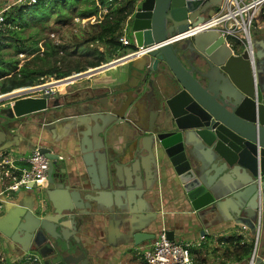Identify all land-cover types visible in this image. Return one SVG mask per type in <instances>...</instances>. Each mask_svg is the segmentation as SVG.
Returning <instances> with one entry per match:
<instances>
[{"label": "water", "instance_id": "95a60500", "mask_svg": "<svg viewBox=\"0 0 264 264\" xmlns=\"http://www.w3.org/2000/svg\"><path fill=\"white\" fill-rule=\"evenodd\" d=\"M222 1L137 0L127 24L130 38L137 46H158L141 57L125 56L124 50L127 62L111 87H90L75 104L53 103L56 94L44 92L15 98L0 108L1 154L17 146L11 141L20 136L12 133L17 128L27 133L34 116L48 115L53 124L70 121V128L89 138L80 149L93 156L90 163L103 178L101 188L120 189L122 196L121 205L107 206L97 192L83 197L85 211L61 209L49 191L66 189L69 183L82 185L81 176L76 170L62 173L58 167L64 159L57 151L47 143L36 144L49 159L45 185L36 189L32 184L27 190L33 206L23 204L21 190L15 192L16 202L5 203L10 208L0 218V224L14 219V230L25 234L23 242L29 243L25 247L12 237L14 230L10 234L11 228H0L5 237L24 252L30 242L42 248L40 264H84L83 247L46 235L44 216L39 214L48 212L70 214L75 227L90 223L85 216L92 223L107 220L121 231L127 250L138 249L156 238L148 229L157 219L150 202L141 209L134 198L146 195L157 200L154 186L163 181L199 218L224 213L229 203L231 220L254 232L259 212V241L242 264H264V56L254 51L252 42L251 51L230 46L215 29L173 38L190 25L205 22ZM56 108L63 114L52 118ZM49 119L41 121L46 124ZM122 137L134 143L133 149L109 159L108 147ZM117 163L127 165L128 178L115 173ZM44 200L51 203L49 209ZM40 231L53 241L46 237L42 245L36 243ZM166 236L174 240L172 231Z\"/></svg>", "mask_w": 264, "mask_h": 264}, {"label": "crops", "instance_id": "0c3cea01", "mask_svg": "<svg viewBox=\"0 0 264 264\" xmlns=\"http://www.w3.org/2000/svg\"><path fill=\"white\" fill-rule=\"evenodd\" d=\"M20 0H0V10L4 7H11L19 4ZM218 8H216L217 10ZM260 8L258 15L254 22V33L251 37L252 46L254 51L257 52L260 57L264 56V16H262ZM234 47V46H233ZM240 49V47H235ZM119 58L115 60L114 64L106 65L98 70L90 71L88 73L82 74L81 78L76 77L75 81H81L88 79L87 83H80L79 87H111L114 83L115 77L117 76L119 70L127 62V60ZM88 74V75H87ZM59 85V84H57ZM56 85V86H57ZM70 84H67L68 86ZM61 86V85H60ZM78 86L76 88H79ZM66 89L62 92L57 87H51L50 91L54 93H64ZM4 107V106H3ZM71 122H66L64 124L57 125L55 130L38 132L37 136L30 137L28 133L24 132V129L17 130L18 139H13L11 143H16L12 149L0 153L1 156H5L11 159H19L21 157L27 156L31 153L32 149L35 148V144H49L53 138L60 139V142L54 146L56 148L57 154L63 157V161L59 164L58 169L62 168L64 172L71 173L72 171H77L81 176V184L69 183L70 187L66 189H56L54 191H49L54 193V198L61 209L73 208L74 210H83L84 208V196L95 195L97 192L100 194V200L102 204L114 205L117 203L122 204V196L120 189H106L101 188L103 183V178L100 172L97 170L95 165H91L90 158L93 163V156L90 158L81 152L80 143H88L89 138L83 137L77 134L71 126ZM54 125V124H52ZM53 137V138H52ZM32 140L35 142L34 145H28V141ZM57 140V139H56ZM53 142V141H52ZM10 144V143H8ZM131 142L126 138H119L115 143L110 144L108 147V157L113 160L116 155L122 151L126 152L131 148ZM21 167H26V163L18 161L17 163ZM115 173L120 177L128 178L127 165L123 163L116 164ZM6 181H0V192L4 190ZM80 186L85 189L81 191ZM155 193L159 195L157 200H151V197L142 195V198H134L138 206L141 209L147 207V202H150L152 212L156 216L157 221L151 222L149 231L154 233L155 236L162 230L172 231L174 233L175 241H189V242H200L199 246L192 247L191 264H242L248 257L236 260V254L239 252L242 245L250 244L253 241V232L243 224H235L231 220V215L229 213L228 206L229 203L225 204V212H219L217 216L210 215L199 218L196 211H193L186 203L180 201L176 194L171 190L168 184L161 181L155 184ZM93 188H100V190H92ZM7 191L5 195L9 197V201L13 203L15 201L14 197L8 195ZM113 192H117L118 196H112ZM123 193H125L123 191ZM21 197L23 204L27 206H33L34 201L32 197V192L21 189ZM133 199V198H132ZM19 200V199H18ZM146 201V202H145ZM16 202V201H15ZM50 205V204H49ZM10 206H5L0 212V218L6 213V210ZM50 208V206H49ZM47 213V214H46ZM39 214L44 216V228L46 235H52L53 237H58L61 243H67L70 246H81L83 247V253L87 260H84V264H146L141 258L139 248L144 247L152 241H148L140 245L138 249L127 250V246L123 244V235L118 227L115 225H108L107 220H103L99 223L93 222L89 216H85V219L90 221V223L75 227V222L70 216L67 217L66 214L60 217L58 215H48L46 212ZM152 219V218H151ZM13 221V222H12ZM15 220L10 218L9 220H4L0 224V228L10 229V234L14 230ZM14 240L21 242L25 247H27L29 240L24 239L27 236L17 230H14L11 234ZM52 236H45L40 231L37 235L35 242L38 244H43L46 241V237L49 242L53 241ZM204 236V238H200ZM49 242H46L49 244ZM261 242L264 244V232L262 233ZM45 243V244H46ZM0 246L10 254L9 260L6 261L5 258L0 257V262L3 264H22L27 258L38 257L40 259L39 248L33 242H30L29 249L24 252L18 244H15L11 238L5 237L2 232H0ZM2 253V252H1ZM3 254V253H2ZM1 256V255H0Z\"/></svg>", "mask_w": 264, "mask_h": 264}, {"label": "trees", "instance_id": "16d2710c", "mask_svg": "<svg viewBox=\"0 0 264 264\" xmlns=\"http://www.w3.org/2000/svg\"><path fill=\"white\" fill-rule=\"evenodd\" d=\"M136 1L121 0L108 5L105 0H35L34 3H19L11 6L4 14V28L0 36V94H3L0 96L8 97L11 94L27 90L25 87L35 85L41 81V78L48 76L61 79L50 82V84L57 85L85 74L83 72L85 70L91 68L94 69L86 72L98 70L103 67V64H107L114 59L117 60V58L119 59V57L124 55L125 48H122L118 38ZM82 3L87 5L81 9L75 8ZM73 9L82 18L93 17L92 22H95V34L91 36V40L102 45L103 48L93 47V49H82L78 52L59 54V51L56 50L58 44L45 40L43 43L45 48H43L38 46L37 40H32L30 45L23 43L14 45L17 50L16 53L21 52L33 55L35 59H41V64L36 62L31 65L26 61L3 58L1 54L2 48L6 47L7 43L22 41L19 34L31 22L42 25L55 14L67 19L70 18ZM261 11L262 16H264V4ZM40 12H43L45 18L44 16L38 18ZM4 41L6 42L4 43ZM108 48H114L118 54L112 55L108 52ZM120 50L123 51L120 52ZM41 52L44 53V57L39 56ZM101 65L102 67L96 69V67ZM71 75L75 77H68ZM252 248V242L242 245L236 254V260L240 261L248 257Z\"/></svg>", "mask_w": 264, "mask_h": 264}, {"label": "built area", "instance_id": "2783aa9c", "mask_svg": "<svg viewBox=\"0 0 264 264\" xmlns=\"http://www.w3.org/2000/svg\"><path fill=\"white\" fill-rule=\"evenodd\" d=\"M24 1L20 0L19 3H27ZM119 1L121 0H105L108 5ZM34 2L35 0H29V3ZM263 4L264 0H223L216 12L207 18L205 22L193 26L190 25L186 31L175 35L173 38L182 40L190 38L199 32L215 29L230 46H234V48L238 46L241 49L246 48L248 51H251V28ZM9 8L8 6L0 10V36L4 28V14ZM130 15L122 27V33L118 41L122 48L126 50L125 56L141 57L157 48L158 45L143 47L137 46L132 42L130 36L128 37L125 33L127 32ZM171 40L168 39L166 42H171ZM49 78L51 79L52 77ZM45 79V77L41 78L39 83L25 87L27 90L11 94L8 97L12 96V99H15L33 96L47 87V85H43V83L47 82ZM59 158L62 159L63 157L59 156ZM18 161L26 163L27 166H19L17 164ZM48 162V157L40 151L38 146L33 148L29 155L19 159H11L0 155V181H6L4 190L0 192V212L4 208L5 203L10 202L5 192H17L21 189L29 190L32 184L36 186V189L44 187L47 178ZM255 226L252 241L253 248L257 246L259 241V212ZM200 238L202 239L204 236ZM199 245L200 242L169 240L166 236V231L162 230L150 244L139 248L140 250L137 251L146 264H191L190 250L192 247ZM22 264H40V259L38 257H30Z\"/></svg>", "mask_w": 264, "mask_h": 264}, {"label": "rangeland", "instance_id": "374dc122", "mask_svg": "<svg viewBox=\"0 0 264 264\" xmlns=\"http://www.w3.org/2000/svg\"><path fill=\"white\" fill-rule=\"evenodd\" d=\"M24 2L29 3V0H25ZM26 4V3H25ZM85 3L79 4L75 8L81 9L83 8ZM74 8V9H75ZM71 12L70 18H62L57 16V14L51 16L47 22H44L42 25L39 23H34L31 22L28 27H25L21 33L19 34L22 38V41H16L15 43H7L6 47L2 48V56L4 59L8 58H13L14 60L17 61H26L29 62L31 65L34 63L41 64V59H35L33 55H29L27 53H16L17 50L15 49L14 45L16 44H26L30 45L32 40H37L38 46L45 48L43 45L44 41H51L52 43L58 44L56 47V50L59 51V54L62 53H72V52H78L82 49H93V47H102V45L97 44V42L91 40V36L95 34V22L93 21V17H88V18H82L76 13V9ZM39 17H43L44 14L43 12H40ZM45 18V16H44ZM42 19V18H41ZM255 22V20L253 21ZM126 35L129 37L130 33L128 32V26H127V32H125ZM254 33V23L251 28V37L253 36ZM6 41H4L5 43ZM108 52H110L112 55L113 54H118L114 48L110 49L108 48ZM40 57H44V53L41 52L39 54ZM50 59V58H49ZM115 59L108 62L106 65H110L115 63ZM105 65V66H106ZM104 67V66H103ZM94 69V68H91ZM88 69V70H91ZM85 70V71H88ZM83 71V72H85ZM81 73V72H80ZM77 75V74H76ZM88 75V74H87ZM68 77H74V75L68 76ZM66 77V78H68ZM83 76H80L78 78H81ZM77 78H73L72 80H66L60 83L59 85L55 84H50L52 81H57L54 77L51 79L47 77L45 80L47 81V86L48 87H57L61 92L66 89V91H69L73 88H76L77 86L79 87L80 83H87L88 79L77 81L73 85H68L71 82L75 81ZM61 85V86H60ZM6 94V93H5ZM3 95V94H0ZM13 99H7L6 96H0V106H6L8 102L12 101ZM8 195L13 198L15 196V192H8ZM3 254H2V253ZM0 257L5 258L6 261L9 260L10 254L7 253L1 246H0ZM3 264L2 262H0Z\"/></svg>", "mask_w": 264, "mask_h": 264}, {"label": "flooded vegetation", "instance_id": "af4514ba", "mask_svg": "<svg viewBox=\"0 0 264 264\" xmlns=\"http://www.w3.org/2000/svg\"><path fill=\"white\" fill-rule=\"evenodd\" d=\"M125 50V49H124ZM123 50H120V52H122ZM119 58H122V56L121 57H119ZM118 59V58H117ZM114 64V63H113ZM48 77H50V76H48ZM45 78H47V77H45ZM77 81H73V82H71L70 83V85H73L74 83H76ZM43 85H47V82L46 83H43ZM50 88L51 87H46V88H43L42 90H41V92H39V93H37V94H34L32 97H36V96H40V95H42L44 92H50V93H52L51 91H50ZM90 91V89H89V87H79V88H73V89H71V90H69V91H66L65 90V92L64 93H61V94H59V93H55L56 94V96L55 97H53L52 98V102L53 103H72V104H75L80 98H82L86 93H88ZM0 108H3V107H1L0 106ZM54 115H52L53 117L52 118H56L57 116H60V115H62L63 114V111L61 110V108H56L55 110H54V113H53ZM70 114V113H69ZM49 117L50 116H48V115H44L43 117L41 116V117H36V116H34V120H35V123H33L32 125H31V127H28V131H27V133H28V135L30 134V137L32 138V137H34V136H37V134H38V132L40 131V132H45V131H51L52 129L53 130H55V128H57V125L59 126V124L57 123V124H54V125H52L53 123H50L51 121V119H49ZM42 118H46V119H49L48 120V122L46 123V124H44L42 121H41V119ZM28 120H27V123L29 124L30 123V118H27ZM70 122V121H69ZM16 124V122H14V121H11V120H8V124ZM18 124V123H17ZM21 128V127H20ZM19 128H17L16 129V131L18 130ZM20 130V129H19ZM22 130V129H21ZM53 138V137H52ZM57 139V140H56ZM53 141V142H52ZM52 141H50V145L54 148V146L55 145H57L59 142H60V139H58V138H53L52 139ZM131 142V148H129V149H133V147H134V143L132 142V141H130ZM35 144V142H33L32 140H30V142H28V145H34ZM36 145V144H35ZM42 145V144H41ZM54 149H56V148H54ZM63 159V158H62ZM62 168H60V171L63 173V170H61ZM43 195V194H42ZM43 198H45L44 196H43ZM44 203H45V206H46V208H48L49 209V206L51 207V203H49V202H45V200H44ZM50 204V205H49ZM123 240H124V237H123Z\"/></svg>", "mask_w": 264, "mask_h": 264}, {"label": "bare ground", "instance_id": "6f19581e", "mask_svg": "<svg viewBox=\"0 0 264 264\" xmlns=\"http://www.w3.org/2000/svg\"><path fill=\"white\" fill-rule=\"evenodd\" d=\"M19 93V92H18ZM14 94H17V93H14Z\"/></svg>", "mask_w": 264, "mask_h": 264}]
</instances>
